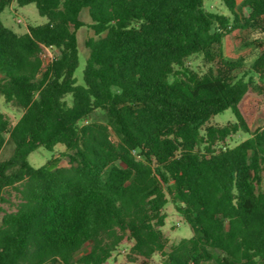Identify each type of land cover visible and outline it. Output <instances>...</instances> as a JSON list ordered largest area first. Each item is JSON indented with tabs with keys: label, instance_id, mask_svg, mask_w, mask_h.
I'll list each match as a JSON object with an SVG mask.
<instances>
[{
	"label": "trees",
	"instance_id": "1",
	"mask_svg": "<svg viewBox=\"0 0 264 264\" xmlns=\"http://www.w3.org/2000/svg\"><path fill=\"white\" fill-rule=\"evenodd\" d=\"M14 1L47 23L17 34L0 18V98L22 112L12 125L0 111V150L14 147L0 161V264H107L125 241L128 264H264V126L252 127L264 0H222L230 16L204 0H0V15ZM85 9L97 38L79 84ZM229 36L260 49L257 80L236 76L243 58L225 59ZM196 55L204 73L188 67ZM229 109L234 122L208 125ZM240 132L249 138L227 147ZM58 145L68 166L29 163ZM9 190L14 211L1 206ZM169 202L191 237L165 236Z\"/></svg>",
	"mask_w": 264,
	"mask_h": 264
},
{
	"label": "rangeland",
	"instance_id": "2",
	"mask_svg": "<svg viewBox=\"0 0 264 264\" xmlns=\"http://www.w3.org/2000/svg\"><path fill=\"white\" fill-rule=\"evenodd\" d=\"M243 0H239L241 3ZM205 7L215 13L224 14L230 16L225 4L222 0H204ZM1 21L5 27L11 29L17 34H24L28 31V26L36 27L47 23V19L41 17L38 13L35 4H28L25 6H19L16 1H14L10 6L5 8V10L0 15ZM80 19L82 20L84 26L77 31L78 43H79V66L76 70V78L79 84H83V71L86 66V62L89 56V49L86 47V42L89 38H97L92 25L93 22L89 16L88 10H83ZM244 38L246 41H250V36L244 33ZM260 49L253 45L248 46L246 43H239V41L234 36L227 37L223 42V55L227 60H237L239 58L244 59V67L242 70L236 73L237 77L245 76L246 78L253 77L257 80V76L252 71V62L259 53ZM57 54V51L51 49L47 50L46 61L52 60ZM188 67L196 69L200 73H204L208 70L209 65L206 64L201 55L193 56L187 62ZM0 111L3 112L10 120L12 125H15L22 115V112L4 103L3 98H0ZM106 114L102 111H97L93 114L92 120L99 122H106ZM235 117L232 110H226L224 113L219 114L212 118L209 122V126H219L223 127L227 124L234 122ZM264 126V103H261L255 113V119L253 122V130ZM8 139V136L6 137ZM249 136L240 132L239 134L233 136L231 140L226 143L229 148L235 147L242 141L248 139ZM14 147L10 142H7L2 150H0V161L8 159L13 154ZM65 152V148L62 145H58L54 151H48L44 148H39L32 152L29 156V163L33 167H41L47 164L53 157H61ZM61 167L68 166L66 158L61 157L59 164ZM7 202L4 203L2 208L7 211H14L17 204L20 201V196L14 190H9L6 193ZM165 214L167 215L165 226L162 228L165 236L170 240V242L178 241L182 238H189L193 235L191 227L184 221L182 216L178 214L171 202L165 208ZM132 243L130 241H125L114 254L113 258L107 264H128V254ZM89 251V246L83 248L81 254H85ZM79 257V254L77 255ZM160 255H156L152 260L148 261V264H159ZM138 263H142L139 260Z\"/></svg>",
	"mask_w": 264,
	"mask_h": 264
}]
</instances>
